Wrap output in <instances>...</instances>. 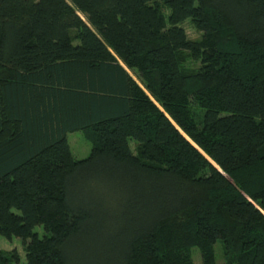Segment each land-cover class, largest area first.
Here are the masks:
<instances>
[{
    "label": "trees",
    "instance_id": "16d2710c",
    "mask_svg": "<svg viewBox=\"0 0 264 264\" xmlns=\"http://www.w3.org/2000/svg\"><path fill=\"white\" fill-rule=\"evenodd\" d=\"M0 237L25 264H264V0H0Z\"/></svg>",
    "mask_w": 264,
    "mask_h": 264
},
{
    "label": "rangeland",
    "instance_id": "374dc122",
    "mask_svg": "<svg viewBox=\"0 0 264 264\" xmlns=\"http://www.w3.org/2000/svg\"><path fill=\"white\" fill-rule=\"evenodd\" d=\"M183 27L186 30L189 39L197 40L200 38L201 34H199L196 31V29L193 27V25L190 22H186L183 25ZM68 139L70 142L72 153L77 160L79 161L85 160L90 156L92 150V143L85 138L84 134L82 133L69 134ZM35 232L41 238H43L45 235L44 229L42 227H37ZM0 252H5V253L16 252L19 256V260L21 264L26 263V253H25L23 241L20 239L13 238L12 240H7L3 237H0ZM216 258H217V264H225L223 258V245L221 242H219L216 245ZM192 259L194 264H203L201 253L197 248L192 250Z\"/></svg>",
    "mask_w": 264,
    "mask_h": 264
},
{
    "label": "crops",
    "instance_id": "0c3cea01",
    "mask_svg": "<svg viewBox=\"0 0 264 264\" xmlns=\"http://www.w3.org/2000/svg\"><path fill=\"white\" fill-rule=\"evenodd\" d=\"M69 140V139H68ZM69 144H70V142H69Z\"/></svg>",
    "mask_w": 264,
    "mask_h": 264
}]
</instances>
